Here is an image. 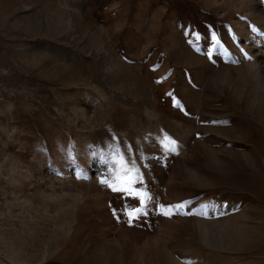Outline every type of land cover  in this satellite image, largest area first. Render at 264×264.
<instances>
[{"label":"rangeland","instance_id":"rangeland-1","mask_svg":"<svg viewBox=\"0 0 264 264\" xmlns=\"http://www.w3.org/2000/svg\"><path fill=\"white\" fill-rule=\"evenodd\" d=\"M0 264H264V0H0Z\"/></svg>","mask_w":264,"mask_h":264},{"label":"snow or ice","instance_id":"snow-or-ice-1","mask_svg":"<svg viewBox=\"0 0 264 264\" xmlns=\"http://www.w3.org/2000/svg\"><path fill=\"white\" fill-rule=\"evenodd\" d=\"M165 139H167V138H165ZM170 151H175V142L174 141L171 142ZM117 155H119V154L117 153ZM112 168L115 172V175L110 176V177H106L104 180L101 181V183L106 184L113 191L127 192L129 195L139 196L140 197V203L145 204V202H146L145 198L148 197V194L146 192L138 191V190H135V189L130 187L131 184L136 183L139 179V177H137L135 175L137 170L135 168H127L124 165V158L122 156L119 157L117 160L113 161ZM122 172H127L129 174L127 176H123L121 174ZM110 180H111V182H110ZM125 184H127L129 186H124ZM148 198L150 199V197H148ZM185 207H186V204L181 203V204L176 206V209H177V211H179L180 209H183ZM216 207H222V206L215 205V204H212V205L206 204V205L201 206V209L197 210L195 214H197V215H208L209 208H216ZM141 211H142L141 208H136L133 211H129L127 213L128 217H129L128 222L132 223V221L139 216ZM172 214H173V212L171 209L163 212V215H165V216H170ZM186 214H191V213L189 212Z\"/></svg>","mask_w":264,"mask_h":264}]
</instances>
